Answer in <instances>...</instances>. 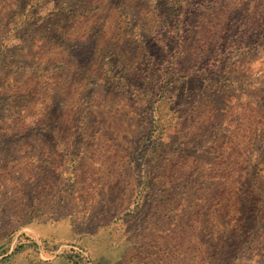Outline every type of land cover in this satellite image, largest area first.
Returning <instances> with one entry per match:
<instances>
[{"label":"rangeland","instance_id":"1","mask_svg":"<svg viewBox=\"0 0 264 264\" xmlns=\"http://www.w3.org/2000/svg\"><path fill=\"white\" fill-rule=\"evenodd\" d=\"M0 264H264V0H0Z\"/></svg>","mask_w":264,"mask_h":264},{"label":"trees","instance_id":"2","mask_svg":"<svg viewBox=\"0 0 264 264\" xmlns=\"http://www.w3.org/2000/svg\"><path fill=\"white\" fill-rule=\"evenodd\" d=\"M54 23H55V22L53 21V25H52V26H54Z\"/></svg>","mask_w":264,"mask_h":264}]
</instances>
